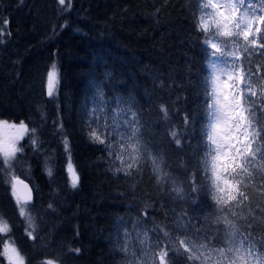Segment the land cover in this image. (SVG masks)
<instances>
[{
	"label": "trees",
	"instance_id": "obj_1",
	"mask_svg": "<svg viewBox=\"0 0 264 264\" xmlns=\"http://www.w3.org/2000/svg\"><path fill=\"white\" fill-rule=\"evenodd\" d=\"M67 3L62 7L58 0H0V120L24 121L36 130L21 141L23 150L12 162L15 176L33 189L28 208L37 226L35 240L26 235L28 225L0 175V216L10 223L9 236L27 264H42L45 257L56 258L58 264H138L142 250L133 224L140 220L139 228L149 230L153 245L163 247V232L152 229L162 225L174 239L180 237L176 218L181 212L189 234L208 228L218 238L216 247L224 244L225 226L214 221L227 214L241 233L251 232L264 251L259 243L264 238V182L257 178L249 184V200L234 209L236 216L220 212L197 166L203 155L196 149L202 144L204 116H197L181 146L170 135L172 130L183 131L186 114L206 107L201 83L207 68L203 34L195 27L197 0H71L70 9ZM53 64L59 85L50 98L47 74ZM257 65L264 77V49L251 57L253 72ZM93 82L104 88L109 116L115 97L132 98L145 143L164 157L167 172L188 192L196 176L202 188L195 195L198 204L176 199L171 181L157 185L147 156L130 176L115 171L119 161L87 134L89 117L83 106L93 94ZM161 105L168 109L167 120ZM65 136L80 177L77 188L71 187L66 173ZM34 138L38 147L32 145ZM125 227L130 233L127 252ZM170 255L175 264H191L187 254ZM0 261L7 264L3 257Z\"/></svg>",
	"mask_w": 264,
	"mask_h": 264
},
{
	"label": "snow or ice",
	"instance_id": "obj_2",
	"mask_svg": "<svg viewBox=\"0 0 264 264\" xmlns=\"http://www.w3.org/2000/svg\"><path fill=\"white\" fill-rule=\"evenodd\" d=\"M58 3L64 7L66 0H58ZM197 3L199 15L195 17V27L203 34L201 50L207 68V75L201 83L205 98L203 105L206 107L198 106L192 114H186L183 131L172 130L170 135L176 145L181 146L182 138L188 134L189 128H194L197 116H204L200 129L202 144L196 149L197 154L203 150V155L197 166L203 169L206 186L219 211L236 216L234 209L245 206V201L249 200L246 192L249 184L257 178L264 182V175H260L264 173V77L260 76V65H257L255 72L250 67L253 53L264 49V0H197ZM71 6V0H68L67 9ZM253 77L259 79V83ZM58 85L59 75L53 64L47 74V95L50 98L56 95ZM91 87L94 89L93 94L86 97L83 106L89 117L87 134L93 143L105 146L109 158L115 157L119 161L120 166L115 167V171L130 176L134 169H139L147 156L151 160L157 185L171 181V190L176 199L185 202L191 199L193 205L198 204L195 195L202 188L198 186L196 176L193 175V182L188 185L191 191L188 192L167 172L164 157L153 154L145 143L143 124L132 98L115 97V107L109 116L110 101L105 99L103 86L93 82ZM160 111L167 120V107L161 105ZM101 115L104 117L103 124L100 122ZM30 131L35 134L36 130H30L24 121L16 124L0 120L3 168L11 169L17 153L23 150L19 142ZM63 143L65 151L69 152V182L72 188H77L80 177L71 161L67 136ZM117 144L119 152L116 151ZM32 145L38 147L37 139H32ZM48 174L52 175L51 169H48ZM17 184L27 190L23 199L17 194ZM12 189L19 215L26 219L28 225L26 235L35 240L37 226L28 208L32 199L31 190L15 175L12 176ZM184 216L185 213L181 212L176 218V228L180 231V237L176 239L162 225L152 229L162 231L166 243L163 247L159 244L149 245L151 264H156L157 260L159 264H175L170 255L172 252L187 254L191 264H264V251H260L251 232L246 235L241 233L229 215H218L214 221L217 225L222 222L225 226L224 244L221 247L215 246L214 242H218V238L210 235L208 228L189 234ZM140 224L141 221L137 220L133 230ZM11 231L10 223L0 216V257L7 264H27L26 257L9 236ZM148 231H137V239L142 245L149 241ZM200 232L205 233L203 237ZM123 235V251L127 252L130 233L126 227ZM259 243L264 245V238ZM0 264L4 262L0 261ZM42 264H58V261L45 257Z\"/></svg>",
	"mask_w": 264,
	"mask_h": 264
},
{
	"label": "rangeland",
	"instance_id": "obj_3",
	"mask_svg": "<svg viewBox=\"0 0 264 264\" xmlns=\"http://www.w3.org/2000/svg\"><path fill=\"white\" fill-rule=\"evenodd\" d=\"M90 107H92L91 104H90ZM100 122H101V124H103V122H104L103 115H101ZM16 124H19V123H16ZM27 136L28 135H26L23 139H25ZM22 140H20L19 145H20V143H21ZM68 161H69V158H68V160L66 162V173H67V176H68V179H69V175H68V171H67ZM2 163H3V160H2V157H0V175L5 180V182L8 183L9 189L13 193V189H12V176L15 175V171L13 169V166L11 167V169H5V168H3L2 167ZM14 198L16 200V197H14ZM16 205H17V203H16ZM17 209H18V207H17ZM18 212H19V209H18ZM30 214L32 215V212H30ZM25 221H26V219H25ZM26 224H27V222H26ZM141 230H143V229H141L139 227L137 228V231H141ZM140 245H141V250H142L140 254L142 255V257L139 258L138 264H141V262H143V264H151V259H150L151 252L148 249H149V245H153V242H152V240L150 238V235H149V241L146 242L144 245H142V244H140ZM156 264H159V261L158 260L156 261Z\"/></svg>",
	"mask_w": 264,
	"mask_h": 264
},
{
	"label": "water",
	"instance_id": "obj_4",
	"mask_svg": "<svg viewBox=\"0 0 264 264\" xmlns=\"http://www.w3.org/2000/svg\"><path fill=\"white\" fill-rule=\"evenodd\" d=\"M18 179L22 180L24 182V184H26L28 186V189L31 190L32 199H31V202L29 203V205H31V203L33 202L32 201L33 200V189H31V186H30V184L27 181H25V180H23L22 178H19V177H18ZM17 194L23 199V197L27 194V190L24 189L22 185L17 184Z\"/></svg>",
	"mask_w": 264,
	"mask_h": 264
},
{
	"label": "bare ground",
	"instance_id": "obj_5",
	"mask_svg": "<svg viewBox=\"0 0 264 264\" xmlns=\"http://www.w3.org/2000/svg\"><path fill=\"white\" fill-rule=\"evenodd\" d=\"M93 92V91H92ZM62 116V115H61ZM88 130V129H87ZM90 141V140H89ZM131 230V229H130ZM137 263V262H136Z\"/></svg>",
	"mask_w": 264,
	"mask_h": 264
}]
</instances>
